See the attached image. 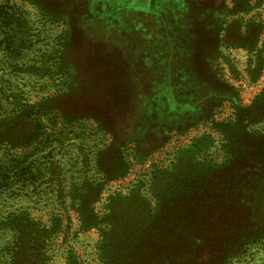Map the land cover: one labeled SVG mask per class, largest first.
<instances>
[{
	"label": "rangeland",
	"instance_id": "1",
	"mask_svg": "<svg viewBox=\"0 0 264 264\" xmlns=\"http://www.w3.org/2000/svg\"><path fill=\"white\" fill-rule=\"evenodd\" d=\"M250 1L0 0V264H264Z\"/></svg>",
	"mask_w": 264,
	"mask_h": 264
},
{
	"label": "crops",
	"instance_id": "2",
	"mask_svg": "<svg viewBox=\"0 0 264 264\" xmlns=\"http://www.w3.org/2000/svg\"><path fill=\"white\" fill-rule=\"evenodd\" d=\"M165 1V0H164ZM168 1V0H167ZM245 1L246 2H248L249 4H251V1L250 0H237V5H239V8H241V5H243V3H245ZM143 5V6H142ZM146 5V6H145ZM191 5V4H190ZM136 9L137 10H140V11H142V14H145L144 16H146V14L147 13H149V12H153V13H155V15L157 14V17H156V19H160L162 16H161V10L160 11H158V12H154V11H152V0H142V2L141 3H137V5H136ZM185 9H187V11H188V9H190V6L188 5V4H186L185 5ZM195 14V13H194ZM193 15V13H191V16ZM211 24H212V21H209ZM179 23H180V21L179 20H177V17H174L173 18V21H172V26L171 27H169V29H168V32L166 33V36H168V37H171V39H172V37H175V36H177V34H176V32H179V35H180V37H183V39H184V42L186 41V39H188L189 37H191V36H193V35H191L190 36V30H188L186 27H182V28H179L180 26H178L179 25ZM218 25H220V23H218L217 24V27L215 28V30H216V35H217V32H219V28L221 27V25L218 27ZM179 28V29H178ZM228 28V24H226V26H225V31H226V29ZM143 31H146V30H143ZM158 32L159 30H153L152 32L153 33H155V32ZM163 31V29H161L159 32L161 33ZM233 30H229L228 31V33L227 34H230L231 32H232ZM149 33V32H148ZM160 33H158L159 35H161ZM201 34V33H200ZM143 36H145L144 34H143ZM222 37H224L223 35H222ZM238 37V36H237ZM236 37V38H237ZM237 41V40H236ZM173 42H172V40H171V44H172ZM209 43V39L208 38H203V39H201L200 41H199V46H201L202 44H208ZM234 43V42H233ZM191 44V43H190ZM190 44H189V46H190ZM196 44V43H195ZM236 44V43H235ZM200 48V47H199ZM198 48H197V46H195L194 45V48H188V47H185L184 48V51H194V50H197ZM168 57H167V61L169 62V60L171 59V60H176L175 59V56H174V53H175V48L174 47H172L171 48V50H169L168 51ZM171 53V54H170ZM171 55V56H170ZM190 63H192V59H191V62Z\"/></svg>",
	"mask_w": 264,
	"mask_h": 264
}]
</instances>
